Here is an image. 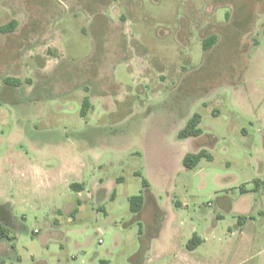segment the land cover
<instances>
[{"label": "rangeland", "instance_id": "374dc122", "mask_svg": "<svg viewBox=\"0 0 264 264\" xmlns=\"http://www.w3.org/2000/svg\"><path fill=\"white\" fill-rule=\"evenodd\" d=\"M260 178L264 0H0V263L264 264Z\"/></svg>", "mask_w": 264, "mask_h": 264}, {"label": "trees", "instance_id": "16d2710c", "mask_svg": "<svg viewBox=\"0 0 264 264\" xmlns=\"http://www.w3.org/2000/svg\"><path fill=\"white\" fill-rule=\"evenodd\" d=\"M16 27L15 22L7 25L5 27L6 31H12L14 30ZM5 81L7 83L10 84H15L18 85L19 81H16L14 78L8 77L5 79ZM89 98L86 97L84 99V110H87L89 108ZM202 121V116L199 113H195L188 121L187 125L180 131L179 136L181 138H188L191 136H200L202 134V128L200 127V123ZM202 158H207L208 160H213V155L211 154V152L206 149L203 148L198 152H189L185 155L184 159H183V163L184 165L188 168H194ZM143 185L144 187H148L150 185L149 180L144 177L143 178ZM72 187L76 188L77 190L83 189V185L80 183H74L72 184ZM244 186H242L241 189H243ZM131 200V206H132V210L134 212H140L144 206L145 203V197L144 195L141 194H136L131 196L130 198ZM16 238V235L14 234L13 230H11V228L5 224L3 221L0 220V248H1V244L4 241H14V239ZM202 242V239L200 237H198L197 235H195L190 241H189V246L190 248L194 247V243L200 244ZM15 244H12V247L14 248ZM0 264H4V262H1Z\"/></svg>", "mask_w": 264, "mask_h": 264}, {"label": "crops", "instance_id": "0c3cea01", "mask_svg": "<svg viewBox=\"0 0 264 264\" xmlns=\"http://www.w3.org/2000/svg\"><path fill=\"white\" fill-rule=\"evenodd\" d=\"M256 185H257V187H262V186H264V179H258L257 181H256ZM245 187L243 188V189H241V190H243L244 192H245ZM260 213H264V210L263 209H261L260 210ZM241 215H243V217H244V222L246 221L247 223H250V221H252V219L253 220H261L258 216H256L255 215V213H254V209L251 207V208H249V209H247V210H245V211H243V213L241 214ZM245 215H249L250 216V219L249 220H246V217H245ZM251 224V223H250ZM262 227H263V225L261 226V227H257L256 225H254L253 226V224H251V229H250V238L251 239H254V240H256L257 238L260 240L261 238H263L264 237V228L262 229ZM2 245V244H1ZM261 251L262 250H264V249H260ZM0 251H1V248H0Z\"/></svg>", "mask_w": 264, "mask_h": 264}]
</instances>
